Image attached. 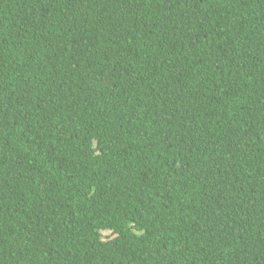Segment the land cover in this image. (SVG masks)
<instances>
[{
	"label": "trees",
	"instance_id": "16d2710c",
	"mask_svg": "<svg viewBox=\"0 0 264 264\" xmlns=\"http://www.w3.org/2000/svg\"><path fill=\"white\" fill-rule=\"evenodd\" d=\"M0 264H264V0H0Z\"/></svg>",
	"mask_w": 264,
	"mask_h": 264
},
{
	"label": "rangeland",
	"instance_id": "374dc122",
	"mask_svg": "<svg viewBox=\"0 0 264 264\" xmlns=\"http://www.w3.org/2000/svg\"><path fill=\"white\" fill-rule=\"evenodd\" d=\"M104 234L107 235V236H110L111 233L110 232H105Z\"/></svg>",
	"mask_w": 264,
	"mask_h": 264
}]
</instances>
